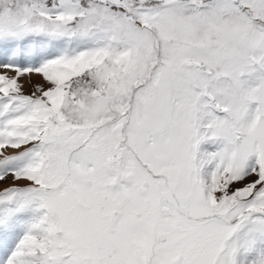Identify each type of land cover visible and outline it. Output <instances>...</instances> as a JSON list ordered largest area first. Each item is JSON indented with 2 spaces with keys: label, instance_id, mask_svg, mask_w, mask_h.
Wrapping results in <instances>:
<instances>
[{
  "label": "snow or ice",
  "instance_id": "snow-or-ice-1",
  "mask_svg": "<svg viewBox=\"0 0 264 264\" xmlns=\"http://www.w3.org/2000/svg\"><path fill=\"white\" fill-rule=\"evenodd\" d=\"M0 69V264H264V0H0Z\"/></svg>",
  "mask_w": 264,
  "mask_h": 264
},
{
  "label": "rangeland",
  "instance_id": "rangeland-1",
  "mask_svg": "<svg viewBox=\"0 0 264 264\" xmlns=\"http://www.w3.org/2000/svg\"><path fill=\"white\" fill-rule=\"evenodd\" d=\"M0 72H2V71H0ZM32 77L34 76V75H31ZM30 76V77H31ZM34 80V79H33ZM37 81V82H36ZM35 82L34 81H31L30 80V82H26L25 84L24 83H22L21 81V83L23 84V91L25 92V94H31L32 93V91H33V86L34 85H36V84H44V81H43V79L42 78H39V79H37ZM49 85H47V84H44V87H48ZM37 94H39V93H37ZM9 152H11L12 150L11 149H9L8 150ZM23 183V182H22ZM0 186H2V185H0Z\"/></svg>",
  "mask_w": 264,
  "mask_h": 264
},
{
  "label": "bare ground",
  "instance_id": "bare-ground-1",
  "mask_svg": "<svg viewBox=\"0 0 264 264\" xmlns=\"http://www.w3.org/2000/svg\"><path fill=\"white\" fill-rule=\"evenodd\" d=\"M0 71L3 72V71H5V70H4V69H0ZM12 74H13V73L9 72V75H12ZM33 75H34V74H33ZM39 78H42V77L39 76V75H34L33 77H32V76H31V77H30V76H24V77L21 78L20 81H21L22 83L25 84L26 82H30V80L35 82V81H36L37 79H39ZM33 79H34V80H33ZM36 82H37V81H36Z\"/></svg>",
  "mask_w": 264,
  "mask_h": 264
}]
</instances>
